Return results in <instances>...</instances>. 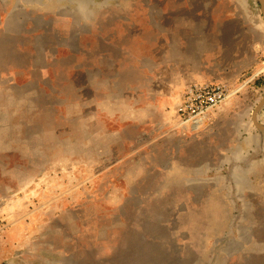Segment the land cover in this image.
I'll return each mask as SVG.
<instances>
[{
    "label": "rangeland",
    "instance_id": "374dc122",
    "mask_svg": "<svg viewBox=\"0 0 264 264\" xmlns=\"http://www.w3.org/2000/svg\"><path fill=\"white\" fill-rule=\"evenodd\" d=\"M263 95L258 0H0V264H264Z\"/></svg>",
    "mask_w": 264,
    "mask_h": 264
},
{
    "label": "built area",
    "instance_id": "2783aa9c",
    "mask_svg": "<svg viewBox=\"0 0 264 264\" xmlns=\"http://www.w3.org/2000/svg\"><path fill=\"white\" fill-rule=\"evenodd\" d=\"M243 87L244 84L221 80L188 84L175 96L172 110L175 126L200 131L206 118L236 109Z\"/></svg>",
    "mask_w": 264,
    "mask_h": 264
},
{
    "label": "water",
    "instance_id": "95a60500",
    "mask_svg": "<svg viewBox=\"0 0 264 264\" xmlns=\"http://www.w3.org/2000/svg\"><path fill=\"white\" fill-rule=\"evenodd\" d=\"M258 2H259V5H260L262 16L264 18V0H258ZM263 104H264V95H263L262 99L260 100V102L258 103V105L254 108V110L252 112V121H253V123L258 128H260L261 130H264V125H262V124L257 122V120L255 118V115L260 110V108L263 106Z\"/></svg>",
    "mask_w": 264,
    "mask_h": 264
}]
</instances>
